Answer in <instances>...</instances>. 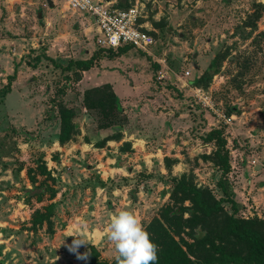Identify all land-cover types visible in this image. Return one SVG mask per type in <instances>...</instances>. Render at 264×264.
<instances>
[{
  "label": "rangeland",
  "instance_id": "rangeland-1",
  "mask_svg": "<svg viewBox=\"0 0 264 264\" xmlns=\"http://www.w3.org/2000/svg\"><path fill=\"white\" fill-rule=\"evenodd\" d=\"M134 3L152 44L106 56L92 19L65 0H0V264H84L88 244L113 258L110 217L130 208L145 223L168 201L169 178L183 172L218 195V171L203 157L210 127L226 140L238 215L264 218V35L256 34L264 0L126 1ZM95 52L85 70L54 65ZM159 71L174 80L158 79ZM102 83L118 99L122 127L119 139L96 146L112 129L96 127L82 92ZM197 92L224 113L233 106L229 123L204 110ZM58 103L73 109L77 127L63 144ZM34 210H50L49 228L45 220L32 227Z\"/></svg>",
  "mask_w": 264,
  "mask_h": 264
},
{
  "label": "trees",
  "instance_id": "trees-1",
  "mask_svg": "<svg viewBox=\"0 0 264 264\" xmlns=\"http://www.w3.org/2000/svg\"><path fill=\"white\" fill-rule=\"evenodd\" d=\"M126 1L117 0L112 6L126 8L129 6ZM256 34L264 35V31ZM131 47L122 45L115 50L105 48L106 56L119 55ZM96 58H99V53L95 52L86 59H68L64 64L54 62V65L63 71L85 70L94 64ZM209 65L211 67L212 62ZM74 73L77 75V72ZM14 75L15 69L7 76L5 89ZM209 75L203 73L198 80L206 83ZM82 106L95 114L97 128L112 129L96 146H101L106 140L119 139L122 109L108 83L84 89ZM56 109L59 122L57 140L63 144L77 132L72 122L75 114L71 107L62 103H58ZM234 109L233 106H227L225 112L229 114ZM201 139L212 145L211 151L203 157L218 171L214 185L219 194L215 195L207 186L196 185L191 173L183 172L169 178L168 201L144 223L150 239L159 246L155 264H264V218L238 215L241 205L233 199L232 188L227 180L229 156L221 127H210ZM167 159L164 157V162ZM33 187L25 192L30 193ZM49 213L50 210H34L30 219L32 227L45 220L49 228ZM87 248L84 264H118L117 253L107 260L100 257L95 245L88 244Z\"/></svg>",
  "mask_w": 264,
  "mask_h": 264
},
{
  "label": "built area",
  "instance_id": "built-area-1",
  "mask_svg": "<svg viewBox=\"0 0 264 264\" xmlns=\"http://www.w3.org/2000/svg\"><path fill=\"white\" fill-rule=\"evenodd\" d=\"M65 7L92 19L96 32L95 43L99 47L116 48L120 45H130L137 50L147 51L153 42L138 20L141 14L135 3L126 8H115L111 2L105 0H65ZM184 74L187 75L188 71ZM164 77L169 78V72L159 71L157 78ZM193 95L204 110L214 114L217 121L229 123L231 116H227L207 92H197Z\"/></svg>",
  "mask_w": 264,
  "mask_h": 264
},
{
  "label": "clouds",
  "instance_id": "clouds-1",
  "mask_svg": "<svg viewBox=\"0 0 264 264\" xmlns=\"http://www.w3.org/2000/svg\"><path fill=\"white\" fill-rule=\"evenodd\" d=\"M76 233L85 235L82 229ZM105 235L113 244L118 264H155L158 260L159 246L150 239L141 217L130 208H122L110 217ZM83 241L77 239L74 243Z\"/></svg>",
  "mask_w": 264,
  "mask_h": 264
},
{
  "label": "water",
  "instance_id": "water-1",
  "mask_svg": "<svg viewBox=\"0 0 264 264\" xmlns=\"http://www.w3.org/2000/svg\"><path fill=\"white\" fill-rule=\"evenodd\" d=\"M105 1H108V0H105ZM37 16H39V13H38ZM169 74H170V79H171V81H173V80H174L173 74H172L171 72H169Z\"/></svg>",
  "mask_w": 264,
  "mask_h": 264
},
{
  "label": "crops",
  "instance_id": "crops-1",
  "mask_svg": "<svg viewBox=\"0 0 264 264\" xmlns=\"http://www.w3.org/2000/svg\"><path fill=\"white\" fill-rule=\"evenodd\" d=\"M113 1H114V0H111V1H109V2H111V3L113 4V3H114ZM140 22H141V21H140ZM170 80H171V79H170Z\"/></svg>",
  "mask_w": 264,
  "mask_h": 264
}]
</instances>
